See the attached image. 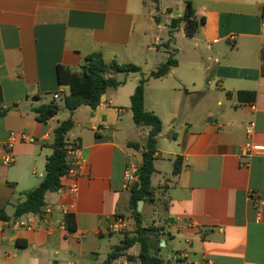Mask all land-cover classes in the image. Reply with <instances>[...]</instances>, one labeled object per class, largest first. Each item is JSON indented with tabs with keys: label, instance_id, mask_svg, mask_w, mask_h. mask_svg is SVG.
I'll return each instance as SVG.
<instances>
[{
	"label": "crops",
	"instance_id": "crops-1",
	"mask_svg": "<svg viewBox=\"0 0 264 264\" xmlns=\"http://www.w3.org/2000/svg\"><path fill=\"white\" fill-rule=\"evenodd\" d=\"M186 1L0 0V145L10 133L33 140L12 144L11 166L0 161V207L12 216L39 185L53 131L69 118L66 140L83 162L76 179L62 178L61 188L46 194L43 209L52 208L50 214L42 209L41 216L0 222V264H101L133 235L123 176L130 162L141 166L149 128L134 124L130 97L170 54L176 66L144 85V110L161 123L154 197L142 201L156 218L150 226L161 229L151 253L168 249L166 261L157 255L167 264H264V223L256 222L249 200L255 194L264 202V152L243 155L247 143L264 146V0H192L196 19H204L193 37L183 23L170 27ZM161 47L169 53L155 65ZM92 53L106 63L136 65L141 74L112 75L123 84L107 89L95 110L60 109L45 124L36 122L34 108L70 94L58 82V67L79 73ZM238 91L255 92V103L237 105ZM250 122L255 128L247 138ZM176 157L181 170L173 175ZM73 184L77 192L70 195ZM66 214L74 232L66 229ZM116 219L125 227L111 232ZM135 247L126 252L132 261L113 264H139Z\"/></svg>",
	"mask_w": 264,
	"mask_h": 264
},
{
	"label": "trees",
	"instance_id": "trees-1",
	"mask_svg": "<svg viewBox=\"0 0 264 264\" xmlns=\"http://www.w3.org/2000/svg\"><path fill=\"white\" fill-rule=\"evenodd\" d=\"M181 23L184 24V33L187 37H193L198 32L199 27L204 23L203 18L196 19L192 0L185 2L182 17L173 18L170 22V27L172 29L177 28ZM176 64V60L170 54L166 61L155 71L151 72L147 77L142 76L140 78L130 97V111L134 124L138 127L149 128L142 152L141 166L138 172L139 184L130 192L129 206L134 220V232L131 236L125 235L120 244L112 248L105 261L101 264H113L121 257H125L128 262L132 261L134 257L126 255V252L135 245L139 247L138 254L135 258L139 264H167L156 254L151 253L155 245L158 247L159 240L157 235L161 229L154 226L144 227L142 225L141 214L137 212V203L138 201L146 202L154 197L150 179L154 172L153 162L156 153V138L161 133L160 120L153 113L144 110V85L149 78L159 79L166 76ZM116 73L125 75L141 74V69L133 64H120L116 61L106 63L99 53H92L85 56L82 59L79 73L58 67L57 77L59 84L70 87V94L63 99L64 109L70 114L81 106L95 110L107 89H116L123 84L122 81H117L112 77ZM261 76L264 77V49L261 51ZM227 95L231 96L230 93ZM235 97L237 105H253L256 101V93L253 91H238L235 93ZM59 111V106L54 102L38 106L33 110L35 113V121L41 124H45L48 120L56 116ZM72 127L73 122L69 118L61 122L53 131L52 153L46 158L44 177L36 188L24 194L25 198L22 202L14 206L12 216H9L0 207V222H8L27 214L42 215L46 194L48 192H56L61 188V179L69 169L66 155L67 148L70 144L67 143L66 135ZM134 147L137 148L136 145ZM181 162V157L175 158L172 169L173 175H178L180 172ZM64 222L69 232L75 231V222L72 215H65ZM16 245L21 246L19 241H16Z\"/></svg>",
	"mask_w": 264,
	"mask_h": 264
},
{
	"label": "built area",
	"instance_id": "built-area-1",
	"mask_svg": "<svg viewBox=\"0 0 264 264\" xmlns=\"http://www.w3.org/2000/svg\"><path fill=\"white\" fill-rule=\"evenodd\" d=\"M53 98L57 99L58 97L55 95L53 96ZM254 128H255L254 122H250L247 124V126L245 127V135L247 138H250L253 135ZM15 141L33 142V140L31 139L27 140V138L22 134L18 135L16 133H10L9 141L4 145H0V161L4 166H11L14 163V157L11 155V149H12V144ZM77 150L78 148L76 145L75 146L70 145L67 148L66 161L69 166V169L63 178H69L71 180L77 178L79 174V169L83 163L82 160L76 156ZM261 152H264V146H258L252 143H247L243 147V155L246 157H252L253 155H256ZM139 168L140 166L133 162H130L126 166L123 176L124 189L131 191L139 184V179H138ZM76 192H77V186L74 184L70 185L67 188V193L70 195H74L76 194ZM249 200L251 201L252 204V209L256 217V222L264 223V202H262L259 198H257L255 194H250ZM43 211L46 214H50L52 212V208L45 207ZM124 227L125 226L123 222L120 219H116L114 223L111 224L109 229L111 232H117L123 229Z\"/></svg>",
	"mask_w": 264,
	"mask_h": 264
},
{
	"label": "rangeland",
	"instance_id": "rangeland-1",
	"mask_svg": "<svg viewBox=\"0 0 264 264\" xmlns=\"http://www.w3.org/2000/svg\"><path fill=\"white\" fill-rule=\"evenodd\" d=\"M168 53L169 52L166 51L164 48H162V47L161 48H158L157 51L155 52V55H156L157 58L155 59V61L153 63H155V65H156V63L161 64L164 61V59L166 58V56H167ZM55 103L59 106V108L61 109V111L65 112V109L63 107V101L62 100H56ZM152 184L154 186L157 184V182L155 181V179L153 180V183ZM142 206H143V208L145 207L144 212L142 213V219H143L144 223L143 222L142 223H143V226L149 227L151 225L152 221L154 219H156V218L152 216L151 208L150 207H147L148 204H143ZM6 211H7V213H11V209H9V208H6ZM133 231L134 230L131 229L130 231L127 232V234H130L131 235L133 233ZM134 251H138V246L137 245H136ZM157 255L159 257H161L165 261L167 260V258L170 257L169 256L168 249H160V250H158L157 251Z\"/></svg>",
	"mask_w": 264,
	"mask_h": 264
},
{
	"label": "water",
	"instance_id": "water-1",
	"mask_svg": "<svg viewBox=\"0 0 264 264\" xmlns=\"http://www.w3.org/2000/svg\"><path fill=\"white\" fill-rule=\"evenodd\" d=\"M142 206V201H138L137 203V211L140 212Z\"/></svg>",
	"mask_w": 264,
	"mask_h": 264
}]
</instances>
